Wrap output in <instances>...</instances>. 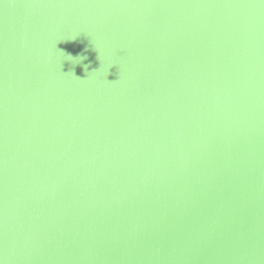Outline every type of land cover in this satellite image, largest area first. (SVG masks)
<instances>
[{
	"label": "water",
	"instance_id": "obj_1",
	"mask_svg": "<svg viewBox=\"0 0 264 264\" xmlns=\"http://www.w3.org/2000/svg\"><path fill=\"white\" fill-rule=\"evenodd\" d=\"M0 264H264V0H3Z\"/></svg>",
	"mask_w": 264,
	"mask_h": 264
},
{
	"label": "snow or ice",
	"instance_id": "obj_2",
	"mask_svg": "<svg viewBox=\"0 0 264 264\" xmlns=\"http://www.w3.org/2000/svg\"><path fill=\"white\" fill-rule=\"evenodd\" d=\"M3 2V0H0V3H2Z\"/></svg>",
	"mask_w": 264,
	"mask_h": 264
}]
</instances>
